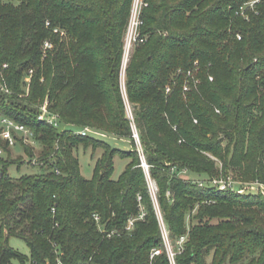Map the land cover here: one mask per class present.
<instances>
[{
    "label": "trees",
    "instance_id": "16d2710c",
    "mask_svg": "<svg viewBox=\"0 0 264 264\" xmlns=\"http://www.w3.org/2000/svg\"><path fill=\"white\" fill-rule=\"evenodd\" d=\"M146 1V39L127 63L125 86L175 263L208 264L211 256L210 264H264V195L211 184L237 181L231 171L240 182L264 183V0L248 18L237 11L251 0ZM131 5L0 0V118L27 126L40 145L36 151L18 136L27 159H14L0 126V264H172L121 88ZM196 61L201 83L185 91ZM46 101L59 126L39 118ZM84 127L128 138L131 149L74 129ZM80 146L104 150L91 178L74 154ZM116 155L129 159L117 179ZM24 164L31 168L11 173ZM11 237L23 239L30 256L11 247Z\"/></svg>",
    "mask_w": 264,
    "mask_h": 264
},
{
    "label": "rangeland",
    "instance_id": "374dc122",
    "mask_svg": "<svg viewBox=\"0 0 264 264\" xmlns=\"http://www.w3.org/2000/svg\"><path fill=\"white\" fill-rule=\"evenodd\" d=\"M137 5L139 7V14H138L137 20L138 19L142 20V12L144 11V8L146 6H148V2L146 0H132V5L130 8V14H129V18H128V22H127V26H126V31L124 34V40H123L124 41V52H123V62H122L123 68H122V73H121V88H122L123 97H124L125 104H126V111H127L129 118L132 121L131 124H132V128H133L134 133H135V130H136V132H138V131H137V128H136L135 122H134L133 104L128 99V94H127V90H126V86H125V83H126V72H125V70H126L127 63L130 60V57L132 56V53L134 52L135 48L138 46V42H140V41L135 42L130 47L127 46V43H128L127 31H128V27H129V24L131 22V19H132L133 11ZM139 16H140V18H139ZM61 32H62V34L64 33V31H61ZM139 33H140V27H139ZM47 41H50V40L48 39ZM198 64H199V62L196 61L195 62L196 66L194 67V75L195 76L193 75V77H191L190 79H187L188 81H186L184 84V85H186V83L189 84L190 88L188 91L192 90L193 88H198V86L201 83V78L196 77V72L199 70V68L197 67ZM211 77L212 76H210V79L212 80L213 77L212 78ZM29 84H30V82H28V84L25 85V89H26L27 93L29 91V86H30ZM171 89H172V86L170 84L167 85L166 91L170 92ZM46 100H48V99H46ZM216 114L222 116L223 112H220V109H217ZM197 123H198V121L194 120V124H197ZM199 125H201V124H199ZM171 128L173 131L178 133V129L175 125L171 126ZM74 129L76 131L79 130V128H74ZM96 132H97V134H93V136L96 135L97 137L106 140L113 147H116V148H119L122 150H130L131 149L132 143H131V140L128 138L118 137V136H116L112 133H109V132H104V133H102L100 131H96ZM134 133H133V137L136 141V150H137V152L141 158V165L144 169V173L146 175V179H147V183H148V186L150 189V193L152 195L156 210L158 212L159 224H160V227L162 229L164 240H165V235H168V230H167L166 223L164 221V218H163V215L160 211V207H159V203H158V198H157L158 185H157V182L155 181V179H153L150 175V165L148 164V162L146 160V157L144 154V149L142 147L140 138L135 137ZM138 137H139V134H138ZM211 137H212V134H209L207 138L209 139ZM220 139H223V142H222L223 147L226 146L227 143H229V141L226 139L225 135L222 133L220 134ZM183 141L186 142L185 139H183ZM14 147L15 148H13V152H12L14 159H16V157H18L20 155L23 156L24 159H27V155L25 153V150L20 145L16 144V146H14ZM34 148L36 151H38L40 149V145L38 143H34ZM103 152H104V150L101 147H98V148L89 147V148L85 149L83 146H80L78 149L74 150V154H75V156H77V158L80 162L81 173L86 178H91L94 175V166H95L96 162L99 159H101ZM204 153L208 157L216 160L217 162H220L215 153H212L210 151H205ZM128 161H129L128 158H123L120 155H116L114 157L113 178L117 179L118 177H120V175L124 171L125 166L128 163ZM30 168H31L30 165L24 164V166H22L20 170H18L16 168V166H12L10 171L13 175L17 176V175H20V174L28 171ZM180 173L182 176H185L187 178H192V179H198L201 177L200 175L193 173L191 171H188V170L181 171ZM231 173L234 174V176L238 179L237 181L239 182L240 178L237 175V173L235 171L234 172L231 171ZM243 185L245 186L246 184L237 183V184H235V187H239V186L242 187ZM256 192L257 191H255V190H251V191L246 190L244 193H256ZM188 222H189V220H188ZM165 229H166V231H165ZM168 241H169L168 250L171 252H174V246L171 245L169 239H168ZM181 242L182 241H180V243ZM10 245H11V247H13L14 249H16L17 251H19L20 253H22L26 256H30V254H31V251H30L28 244L23 239H21L19 237H11L10 238ZM210 262H211V256H208L207 257V263L210 264ZM13 264H22V263L18 259H15V260H13ZM26 264H31V262H26Z\"/></svg>",
    "mask_w": 264,
    "mask_h": 264
},
{
    "label": "built area",
    "instance_id": "2783aa9c",
    "mask_svg": "<svg viewBox=\"0 0 264 264\" xmlns=\"http://www.w3.org/2000/svg\"><path fill=\"white\" fill-rule=\"evenodd\" d=\"M261 0H251L247 3H245V5H243L239 11H237V14L239 15H243L244 17L248 18V14H247V9H254L255 5L260 2ZM138 14H139V7L138 5L136 6V8L133 11V15H132V19L131 22L129 24L128 27V31H127V46L130 47L133 43L138 42V41H144L146 38H140V33H139V27L140 25L143 23L142 20L138 19ZM140 18V16H139ZM239 38H241V36L239 35ZM51 44L49 41L45 42V47L48 48L50 47ZM32 72V71H30ZM184 73V71L182 69L178 70V74ZM191 77H193V72L190 70L187 72V79H190ZM212 78V77H211ZM30 77L27 78V80L29 81ZM188 81V80H187ZM190 88L189 84L186 83V85L184 86V89L186 91H188ZM5 90H7L5 88ZM39 118L43 121H47L55 126H59L60 121H59V116L53 113H50L49 109H48V103L46 102L42 108H41V113L39 115ZM0 126H1V137L5 140H7L9 142V145L14 147L16 146V144L18 143V136L24 141V143L31 145L34 147V143H37L36 139L34 138V132L29 129L27 126H25L24 124L18 123L16 121H14L13 119L6 117V116H2L0 118ZM78 133L82 134V135H93V134H97V132L90 128V127H84L80 130L77 131ZM134 136L138 137V132L134 133ZM3 151L2 149H0V154H2ZM33 163L34 164H39L37 159L34 158L33 159ZM58 171V170H57ZM59 172V171H58ZM1 177V175H0ZM237 183H242V184H246L245 186L243 185L242 187H235V184ZM202 185V183H200ZM211 184L214 185L215 187H217L218 190L221 191H226V190H233L239 193H244L246 190H255L258 193H261L264 195V183L260 182V181H253V182H238L236 181L232 176H228V177H220V178H215L211 181ZM144 211L141 212L139 217H132L129 219V222L127 224V229L130 230L133 228L134 222L135 220H137L138 218H143L144 216ZM97 220L100 219L99 215L95 216ZM166 231V229H165ZM115 231H112V233H114ZM110 233L109 236L112 234ZM168 235H165V243L168 247L169 241H168ZM169 256H170V260L172 264H176L175 263V258H174V252L169 251ZM171 252V253H170ZM155 253H160V250L157 249L155 250ZM81 264H85V263H81Z\"/></svg>",
    "mask_w": 264,
    "mask_h": 264
}]
</instances>
